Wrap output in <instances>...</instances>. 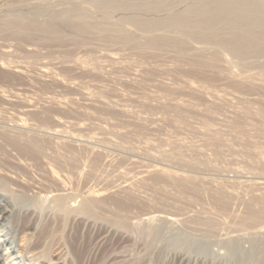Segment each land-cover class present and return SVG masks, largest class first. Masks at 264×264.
<instances>
[{"label": "rangeland", "instance_id": "rangeland-1", "mask_svg": "<svg viewBox=\"0 0 264 264\" xmlns=\"http://www.w3.org/2000/svg\"><path fill=\"white\" fill-rule=\"evenodd\" d=\"M132 1L0 0V88L36 105L25 113L23 100L11 105L0 96V191L15 208L13 251L27 262L177 264L184 249L168 237L183 228L193 237L194 229L203 238L212 232L213 241L239 235L246 249L253 236L264 241V183L258 182L264 180V40L258 51L247 47L241 55L212 37L233 36L226 22L215 24L218 32L145 27L131 17L165 16L192 2L158 8L155 0ZM66 10L72 20L61 16ZM19 16L50 19L55 27L14 29L11 20ZM41 66L55 75H41ZM16 112L26 128H12ZM54 128L67 130L44 132ZM3 130L33 135L42 146L21 150ZM68 130L92 138L74 139ZM90 187L103 201L85 209ZM11 250L0 246V263L21 264ZM186 256L224 264L194 249Z\"/></svg>", "mask_w": 264, "mask_h": 264}, {"label": "bare ground", "instance_id": "bare-ground-1", "mask_svg": "<svg viewBox=\"0 0 264 264\" xmlns=\"http://www.w3.org/2000/svg\"><path fill=\"white\" fill-rule=\"evenodd\" d=\"M99 1H101V3L110 4L111 6H117L120 3L124 2V0H99ZM155 1H156V3L152 4V5L153 6L155 5V7L157 6L158 8H160V7H163V6L166 7L167 5H170L173 0H155ZM126 2H128V1H126ZM191 2L192 3H189L184 9H182L180 11L171 12L168 15H165V16H153L152 15L153 17H149V18L141 17V16H132L131 18L136 23L141 24V25H143L145 27L147 26V27H151V28H159V27H162V26L164 27V26H168V25H174L177 29L183 30V31H190L193 27H198V28H201L203 31L218 32V31H220V29L217 28L215 26V24L219 23V22H226V23L229 24V27L232 30L233 36L231 38H226V37H222L220 35H212L214 40L223 41V42H226V43L227 42L232 43L233 44V48L235 49V51L241 53V55H244L243 53L245 52V49L247 47L252 48L253 51H258V49H260V47H261L260 42L262 40H264V0H191ZM150 3L151 2L149 1L148 4H150ZM141 4H146V3L141 1ZM72 15H73V13L71 11L66 10L64 12V14L61 15V16H63V18L66 19V20H72L71 19ZM8 22H10V21H8ZM11 24H12V26L15 27V28L13 27L14 29L17 28L18 30H21V31L27 30V29L51 30V29H53L55 27V25L51 22L50 19H45V20L41 19L40 20L36 16H32V18H29L27 21H25L22 16H19V17H16L15 19L11 20ZM110 59L115 60L114 56H111ZM40 74L41 75H51L52 71H50V69L47 68V66H46V67L40 68ZM52 75H55V74H52ZM86 90H89V89H86ZM89 93L90 92H86L84 90V95H85L86 99H89ZM3 94H4L3 93V89L0 88V96L3 97L5 95V94L4 95ZM19 94L20 93L16 92V93L10 94L9 96H4L3 99H4V101L6 103H9L11 105L16 104L20 100H23L24 104H23V109L22 110L25 113L27 111H30L29 109H32L33 106H36L35 105V101L32 98L26 97V96L22 97ZM92 95H94V94H92ZM47 100H50L52 103L58 104L60 106H61V104L65 103V101L62 98H60V97H50L49 99L47 98ZM25 110H27V111H25ZM18 112H20V111L18 110ZM12 115H14V117ZM12 115L11 116L14 118V123H13L14 127H12L13 129L19 130L22 127L26 128V121L27 120L21 113H17L16 112V113H14ZM0 117H1V115H0ZM72 124H75V122H73ZM64 128H67V127L65 126ZM64 128L63 129L62 128L61 129L54 128L52 130H44V132L46 131V132H48L50 134H55V135H57L59 133L63 134L64 132L66 133V130H67V129L65 130ZM9 129H7V131ZM4 131L5 130H3V132ZM21 131H23V130H21ZM10 132H12V133H10ZM10 132L9 133L4 132V134L2 133V135H4L5 139L7 141H9V143H11L13 146H15V147H17V148H19L21 150H25V151H29V152L35 153L37 150H39L40 145L42 144L38 140V138L34 137L33 135H32V137L30 135H28L29 137L24 138L25 137L24 133H23L24 137H22V135H21L22 133H19V131L16 134H13L12 130ZM68 132H69V130H68ZM100 135L102 136V134H100ZM100 135H99V137H100ZM68 136H70V137H72L74 139L82 138V139H84V141L85 140L89 141V140H91L90 138H92V137H90V135L88 137H85V138L83 136L79 137L78 135L72 133V131L68 133ZM57 138H58V136H57ZM96 139H98V138H96ZM40 150H42V149H40ZM18 160H19V158H18ZM132 161H134V160H132ZM17 163H18V165L21 164L22 167L23 166L24 167L27 166V163L22 161V160L17 161ZM29 168H30V166H29ZM1 171H3V170H1ZM180 173H182V172H179V174ZM49 174L51 176V177L50 176L49 177L51 179L53 178V180L56 181L57 185H59L60 187L64 188V185L66 183L64 182L65 180L61 178V176H58V174H56L53 169L49 170ZM123 174H124V172H123ZM14 175H12V176H14ZM17 176L18 175H16L14 178H16V180L18 181L17 183H19L20 181H22V179H21L22 177H20V176L17 177ZM136 176H138V175L136 174ZM132 178H126V183L131 181ZM141 181H142V179H141ZM258 182L264 183V180H261V181L259 180ZM126 183L125 182L123 183V181H122L119 184H117V186L120 188V187L125 186ZM110 187H112V186H110ZM92 188L90 187L88 190L86 188V191H84V192H86L88 194V195L87 194L86 195L90 196L91 199H92V200L90 199L91 201L89 200L88 202H86L87 200L85 199L86 204L83 205L84 206L83 208H85V209L88 208V206L91 205L94 202V200H97V202L103 201L102 199H100V197H97V195L100 194L101 191L98 188L97 189H95V188L92 189ZM94 204H95V202H94ZM91 208L92 207H90V209ZM14 213H15L14 206H12L11 203H9L8 199L6 198V194H4L3 192L0 191V230L2 231V235H3V242L0 243V246L2 244L6 243L12 249L11 250V253H12L11 256L13 257V260L16 261V263L35 264V262H27V261H25L24 257H22L21 254H17L16 252L13 251L14 248H15L16 236L11 234L10 227H11V224H12V219H13ZM154 215H156V214H154ZM160 216L163 217V215H159V217H157V218L162 219ZM154 218H153V220H154ZM166 218H167V216H166ZM168 218L169 219L171 218L173 220L176 219L174 217H168ZM133 219H134V217H133ZM126 220H130V219H126ZM137 220H140V219L137 218L136 221ZM153 220H151V221H153ZM163 220H164V218H163ZM173 220H171L172 221L171 223H173ZM181 220H179V221H181ZM136 221H134V223ZM128 222L131 223L130 221H127L128 225H129ZM132 222H133V220H132ZM144 222H146V220ZM147 222H149V221H147ZM160 222H161V220H160ZM163 222L165 223V220L162 221V223ZM122 223H123V221H122ZM136 223H138V222H136ZM184 223H186V221ZM127 224L125 222V225H127ZM167 224L168 223H166L165 226ZM178 225H179V223H177L176 226H178ZM136 226H138V225L136 224ZM169 226H171V225H169ZM179 226H181V225H179ZM159 227H160V225H159ZM159 227L157 226L156 230ZM187 227H185V229ZM148 228H150V227H148ZM175 228L177 229V227H175ZM183 229H181L180 231H177V232L174 230L176 233H172L171 236H169V237L167 236L168 239L171 240V243H170L171 245H174L175 247H177V246L180 247L181 246L184 249V252L179 256V258L177 260V264H196L198 262L197 258L191 259V258L186 256V253L188 251L192 250V249H194V251H196L197 253H199L201 255H204V258L210 259L211 262H217L219 260V262L222 261L221 263H224V264H246V262L249 261V260H252V262H255V261H258L259 258H264V241H259V239L255 238L254 236H253V238L250 239L251 246L246 249V247L245 248L242 247L240 238H237L239 235L236 238H234L230 234L231 238L229 236H227L229 238L225 239V240L223 239V241H215V240L213 241V240H211L210 238L207 237L208 235L212 236V232H211V234H208L206 236L208 238V239H206V237H204V238L202 237L204 235H201L200 233H198V231L196 232V230L193 228L194 229L193 231L195 232V234L198 233L199 236L201 235L200 237H202V238H200L199 236H197L199 238H195L196 235L194 234V232L191 231L192 232L191 234H194L195 237H193V235H190V234L187 233L189 231L188 229H186L188 231L184 230V232L182 231ZM156 230H154V231H156ZM169 232H171V231H169ZM253 233H255V232H253ZM262 233H264V232H262ZM206 234L207 233H205V235ZM233 234H235V233H233ZM246 234H245V236H247ZM190 236H192V237H190ZM240 236H244V234L243 235L241 234ZM245 236H244V238H245ZM248 236H247V239L249 238ZM261 236H262V234H261ZM218 238L221 239V237H218ZM244 238H243V240L245 241ZM163 242H165V241H163ZM262 243H263V245H262ZM165 245H167V244L165 243ZM214 245H216V247H214ZM51 259H53V258H51ZM52 261L50 263H56L59 260H56V261H53V262ZM0 264H2V263H0Z\"/></svg>", "mask_w": 264, "mask_h": 264}]
</instances>
